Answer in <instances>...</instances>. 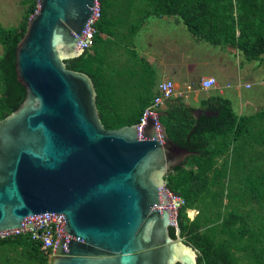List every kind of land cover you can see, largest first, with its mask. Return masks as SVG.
I'll use <instances>...</instances> for the list:
<instances>
[{"label": "water", "instance_id": "water-1", "mask_svg": "<svg viewBox=\"0 0 264 264\" xmlns=\"http://www.w3.org/2000/svg\"><path fill=\"white\" fill-rule=\"evenodd\" d=\"M95 0H37L15 49L25 97L0 119V237L27 216L64 219L49 264H199L177 227L165 176L195 154L148 114L106 128L91 77L64 60L78 44Z\"/></svg>", "mask_w": 264, "mask_h": 264}, {"label": "trees", "instance_id": "trees-1", "mask_svg": "<svg viewBox=\"0 0 264 264\" xmlns=\"http://www.w3.org/2000/svg\"><path fill=\"white\" fill-rule=\"evenodd\" d=\"M98 1L101 13L93 44L108 8L114 5L111 0ZM117 1L126 9L141 2L145 10L142 19L176 16L198 39L236 49L247 61L264 64V0ZM22 3L24 13L18 24L0 23V119L25 97L16 78L15 49L38 6L37 0ZM64 63L91 77L98 113L106 128L138 123L155 97L141 98L137 111H117L115 99L103 88L106 74L89 49ZM203 105L211 106L213 114L196 117L177 97L159 118L174 142L196 152L164 178L166 188L185 200L170 235L195 248L199 264H264V107L253 114L238 115L221 96H211ZM188 209L198 210L193 219L187 216ZM18 249L23 255L21 264H49L40 244L27 233L0 238V264H12L7 253Z\"/></svg>", "mask_w": 264, "mask_h": 264}, {"label": "crops", "instance_id": "crops-1", "mask_svg": "<svg viewBox=\"0 0 264 264\" xmlns=\"http://www.w3.org/2000/svg\"><path fill=\"white\" fill-rule=\"evenodd\" d=\"M111 2L114 5L108 8L89 52L106 74L103 88L115 99L111 106L117 111H137L141 98L156 96L161 82L172 81L174 95L159 105L158 112L164 113L179 97L192 108L194 116L212 115L211 106L203 105V101L221 96L232 105L226 94L233 87L234 96L240 100V109L235 113L249 115L243 114V110L254 105L258 94L244 99L243 90L255 84L264 85V78L254 82L243 78L239 71L232 77L227 61L213 48L219 45L195 37L176 16L150 15L142 19L145 10L141 2H133L129 9L117 0ZM244 63L240 61V68ZM208 76L217 80V86L202 89L201 79ZM193 210L197 209L189 211Z\"/></svg>", "mask_w": 264, "mask_h": 264}, {"label": "built area", "instance_id": "built-area-1", "mask_svg": "<svg viewBox=\"0 0 264 264\" xmlns=\"http://www.w3.org/2000/svg\"><path fill=\"white\" fill-rule=\"evenodd\" d=\"M100 13V3L98 0H95L92 16L85 26L84 37L78 44V48L82 51L88 50L93 45L94 34L96 32L95 23L100 18ZM200 85L202 89H210L217 86V80L212 76L204 77L201 79ZM173 95L174 84L172 81H164L158 85V94L153 98L151 104L146 107L140 121L138 122L137 128L139 138L141 137L142 128L146 123V116L150 114L153 117H156L159 105L163 101L171 98ZM166 192L169 196V202L173 211L174 219H176L178 210L185 204V200L168 189H166ZM63 225L64 219L59 213H39L27 216L23 221V227L20 229V232L2 236L0 238H6L20 233H27L30 235L32 240L40 244V249L47 255L48 261L50 262L59 242L60 229Z\"/></svg>", "mask_w": 264, "mask_h": 264}, {"label": "rangeland", "instance_id": "rangeland-1", "mask_svg": "<svg viewBox=\"0 0 264 264\" xmlns=\"http://www.w3.org/2000/svg\"><path fill=\"white\" fill-rule=\"evenodd\" d=\"M23 0H0V23L3 26H13L20 22L24 13V4ZM215 50H217L220 55L227 61V65L231 70V76L235 77V75L240 72L243 78H248L251 81L257 82L264 78V67L263 64L258 65L259 61H247L244 59L242 53L235 49H226L225 46H214ZM2 54V46L0 44V55ZM245 62L243 68H240L239 63ZM255 93L258 94L257 99L253 101L254 105L250 107H246L243 110V114H251L253 112H257L264 107V98H262V94L264 95V85L255 84L250 89L243 90V97L248 98L255 96ZM226 96H229L232 99L233 109L236 113H238L240 109V100L234 96V89L230 87L227 89ZM188 209L187 216L190 218H194L197 214L198 210L189 211ZM8 257H10V262L12 264H21L23 263V255L20 250L17 251H9L7 253Z\"/></svg>", "mask_w": 264, "mask_h": 264}, {"label": "clouds", "instance_id": "clouds-1", "mask_svg": "<svg viewBox=\"0 0 264 264\" xmlns=\"http://www.w3.org/2000/svg\"><path fill=\"white\" fill-rule=\"evenodd\" d=\"M90 49V48H89Z\"/></svg>", "mask_w": 264, "mask_h": 264}]
</instances>
